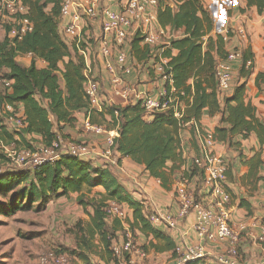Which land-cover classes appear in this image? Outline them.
Segmentation results:
<instances>
[{
    "label": "trees",
    "instance_id": "1",
    "mask_svg": "<svg viewBox=\"0 0 264 264\" xmlns=\"http://www.w3.org/2000/svg\"><path fill=\"white\" fill-rule=\"evenodd\" d=\"M64 1L23 0L28 9L26 16L34 25L33 31L14 45L6 38L0 40V70L9 71L8 76L14 80L11 94L0 90V108L3 104L16 109L18 106L23 107L27 126L20 140L28 148L32 146L27 143L26 134L41 136L43 144L49 146L58 139L55 125L59 130L62 124L72 125L75 113L87 111L92 124L106 126L109 131H118L115 145L123 157L145 166L151 177L159 180L163 187L169 188L174 174L185 162L180 132L187 124H192L193 144L197 146L196 131L201 129L200 122L205 111L211 116L219 113L224 115L223 125L216 128L214 133L217 143L240 147V142H234L236 136L245 140L255 133L260 144L264 145V123L257 117L256 108L245 101V83L236 88L233 96L225 99L223 106L220 102L216 66L219 60L226 58L227 41L222 35L215 38L212 36L214 20L201 0H159V25L162 28L169 27L172 31H183L182 37L170 41L171 49L165 53L170 58L169 66L174 81V91L169 87L167 89L168 98L179 101L183 107L178 109L180 117L175 115L176 103H172L170 109L155 113L152 120H146L147 112L141 101L126 107H105L102 112L90 108V100L85 91L86 63L78 49L71 48L59 30ZM247 3L257 7L260 13L264 12V0H247ZM141 41L139 35L132 41L137 54L141 52L138 48ZM173 51L177 52L175 56ZM29 53L34 57L31 65L25 67L17 61V57ZM146 53L149 54L148 51ZM38 59L43 60L47 67L39 68L36 64ZM249 61L252 64L247 67ZM252 66L253 54L249 50L242 52L240 75L248 77ZM261 78L262 75H259L258 80ZM0 137L5 141H14V137L2 124ZM170 163L172 166H169ZM259 164L254 160L249 163V175L255 176ZM194 173L197 171L194 170ZM228 173L229 169L227 178ZM97 187L104 188L105 193L99 200L92 199L85 204L94 209L90 223L86 228L82 227V222L76 226L83 234L80 239L83 247L92 249L91 239L98 235L114 264L121 263L122 259L113 251V240L124 227L121 221L115 220L110 228L105 212L107 203L115 201L127 205L133 212V219L128 221L129 232L139 230L146 237L152 238L145 249L156 253L172 252L174 258L177 256L178 244L175 239L149 222L144 204L133 197L108 166H95L91 161L73 156H64L34 171L0 174V195L13 193L19 197V201L27 199V205L14 202L10 211L0 210L9 215L14 205H19L16 207L18 210H28L37 200L47 204L51 199L68 198L72 194H81L78 200L84 204L85 189ZM241 207L251 212L250 205L245 201H242ZM56 252L67 255L71 264H74L72 260L75 250ZM125 259L128 260L129 256L126 255Z\"/></svg>",
    "mask_w": 264,
    "mask_h": 264
},
{
    "label": "built area",
    "instance_id": "2",
    "mask_svg": "<svg viewBox=\"0 0 264 264\" xmlns=\"http://www.w3.org/2000/svg\"><path fill=\"white\" fill-rule=\"evenodd\" d=\"M158 5L159 0H127L126 2L89 0L88 5L81 8L86 17L93 19L97 18L98 11L102 8L105 19L102 24L103 34L99 52L105 61L113 91L122 96L136 94L140 97L139 101L142 102L148 117H152L157 112L166 111L171 108L172 103H176L175 115L180 117L178 109L183 105L179 104V101L169 99L167 91L168 87L174 91V81L172 69L169 66L170 58L165 56V53L171 49L170 41L175 39V36L168 34L164 29L155 27ZM71 7L72 3L65 0L61 16V22L64 24L63 36L73 40L71 45L78 49L79 55L86 63L85 91L90 100V108L102 112L105 106L101 98V86L92 76L89 64L91 49L89 46L83 47L78 25L81 16L78 12L73 14ZM27 14L28 9L24 6L23 0H0V28L5 31V38L10 44L14 45L16 41L22 40L33 31L34 25L27 18ZM233 30L228 29L225 33L218 32V34L227 41L229 33ZM236 32L246 38V32L241 27ZM137 35L142 38V42L148 48L150 58L157 63L156 69L159 72L162 87L157 95L141 94L125 80V76L132 72L128 64L127 46ZM24 55L34 57L31 53L20 54L18 57L24 58ZM241 59L242 53L234 50L228 52L225 59L218 61L216 78L219 95L231 90L234 66ZM8 74L9 71L0 70V90L11 94L14 80ZM0 118L2 119L0 124L5 126L6 131L14 137V141L10 143H5L6 141L0 137L1 152L16 170L12 173L34 171L44 164L54 163L67 155L91 162L98 161L110 169L119 165L116 157L118 150L115 145V134L118 131H109L104 126L92 124L89 117L84 122L86 130L97 135L106 134L105 147L95 148L83 142L58 138L49 146L41 145L25 149L19 145L20 136L27 126L25 115L21 110L3 104L0 108ZM196 136L197 155L193 158L190 171L183 172L176 185V212L167 213L154 202L146 203L145 200H139V202L144 204L145 216L155 228L158 229L159 226L164 225L179 236L174 264H198L210 256L215 258L216 264H248L240 260V245L245 238L244 233L247 227L243 224L236 225L233 220L232 194L227 186L229 161L216 152L217 141L214 134L197 129ZM194 170L197 173H194ZM124 205L109 201L105 208L108 219L115 218L122 224H128V221L133 219V215L130 218L133 212L126 205L130 211L127 218ZM193 216L192 231L198 239L196 244L188 243L180 229L181 222ZM257 240L258 243L264 244V224ZM113 251L119 259H122L121 264H138L131 259V255L135 252L132 234L127 233L121 245L113 246ZM138 251L144 255L142 251ZM126 255L129 256L128 260L125 259ZM39 264H71V262L67 255L52 249L40 257ZM257 264H264V259Z\"/></svg>",
    "mask_w": 264,
    "mask_h": 264
},
{
    "label": "crops",
    "instance_id": "3",
    "mask_svg": "<svg viewBox=\"0 0 264 264\" xmlns=\"http://www.w3.org/2000/svg\"><path fill=\"white\" fill-rule=\"evenodd\" d=\"M69 1L72 3L71 12L73 14L78 12L81 16V20L78 22V25L80 27L81 39L83 40V47L87 45L84 41L86 39L85 36H88V39L91 38V41L88 43L93 46V55L90 57L89 64L91 65L92 76L101 83V98L103 105L105 107H126L128 105L136 104L140 99V97H138L136 94L131 93L130 95L126 96L118 95L111 87L110 75L107 73L105 61L99 52L101 36L103 34L102 24L105 19L102 8L99 9L97 18L92 21L84 15L81 8V6H87L89 0ZM126 1L127 0H123V2ZM201 2L214 20L215 28L211 33L214 38L219 35L218 32L225 33L228 29H234L232 32L235 33L236 36H234V38L229 37L225 47L226 51L231 52L237 50L242 53L249 50L253 54V66L251 69V74L248 77H243L240 75L242 59L235 64L231 90L219 95L222 106L224 105L225 99L233 96L236 88L245 83V101L247 103H251L256 108L257 117L262 123H264V12L260 13L257 7L249 6L247 0H201ZM155 27L158 29H164L168 34H173L175 39L183 36L182 30L172 31L169 27L162 28L158 21L156 22ZM240 27L245 30L246 38H243L238 32H236V30ZM63 29L64 24L61 22L59 27L61 35H63ZM4 38L5 31L0 28V40H3ZM132 41H130L129 45L127 46L129 54L128 64L131 66L132 72L125 76V80L128 84L136 87L138 92L141 94L157 95L162 90L159 81V72L156 69L157 63L156 61H153L152 58H150L149 54L146 53V51L149 53V50L142 41L138 46V48L141 49L139 54H137V51L133 49ZM70 47L73 48L72 45H70ZM142 52H144V56ZM176 54L177 52L173 51V55L175 56ZM20 59L24 60V65H22L25 67H29L33 60V58L26 57L25 55L24 58L17 57L18 62ZM36 64L39 68L47 67V64L40 59L36 61ZM251 64V61L247 62V67H250ZM259 75H262L260 80H258ZM103 91L104 93L106 92L108 96H105ZM18 108L24 114L23 107L18 106ZM87 115V111L75 113V122L72 125L62 124V129L60 130L58 126L55 125L57 138L65 139L67 141L76 140L83 143L86 142L96 145L97 148L105 147L106 134L97 135L86 130L84 122L87 118ZM223 116V113L211 116L207 111H205L200 122L202 131L205 133L214 134L216 128L223 125ZM106 118L109 120L108 116H106ZM146 120H152V117L146 116ZM117 137H119L118 132L115 134V138ZM180 137L182 143L181 147L183 159L185 162L183 166L177 170L178 172L174 174L173 181L169 188L163 187V185L159 183V180L151 177L145 166L136 164L130 158L123 157L119 152H117L116 156L119 160V165L112 167L110 170L136 200H145L146 203L154 202L163 211L174 214L177 210V202L175 198L177 179H179L183 172L190 171L193 158L198 152V145L196 146L193 144L192 124H187L184 127V129L180 132ZM25 138L27 143L32 146L31 148H34V146L39 144V146L44 145L42 137L39 135L26 134ZM234 142H240V147H232L230 145L218 142L216 144L215 150L220 155L226 157L229 161L227 186L228 190L232 194L234 223L236 225L243 224L247 227V230L244 233L247 238H244V241L246 242L245 245L242 246L243 253L245 254L247 252H255L256 249H260L261 254L264 253V246L257 245L256 242H258L257 239L261 234V227L264 224V145L260 144L259 138L255 133H252L249 138L245 140L241 136H236L234 138ZM20 143L24 144L21 142V140ZM253 160L260 163L257 167V170L255 171V176L249 175V163ZM92 163L95 166L103 165L98 161H94ZM169 166H172V164L170 163ZM95 189L99 190L96 198L100 199L105 193V190L102 187H97L93 190ZM72 195H77L79 198L81 194ZM63 198L67 197H62V199ZM242 201H245L250 205L251 212H249L246 208L241 207ZM85 210L87 212V218H79L74 226L70 228L71 235L73 237L72 244L74 246L70 252H73L74 250L76 252L75 256L73 257L74 264H114V261L109 257L108 253H106L104 249V246L101 244L98 235H96L94 239H91V242L93 243L92 249H87V247L82 246L80 239L83 234L79 232V229H76L78 228L76 226L79 222H82V227L86 228L88 223L91 221L90 215L94 213L92 206V211H88L87 206H85ZM0 213H2L1 210ZM132 215L133 213L131 214L130 218ZM193 219L194 216L182 221L180 229L182 233L185 234V239L188 243L196 244L198 243V239L192 231ZM122 225L126 230L125 234H132L129 232L128 224ZM158 229L164 231L167 235L175 239L177 244L179 243L180 238L174 231L167 229L164 225L159 226ZM119 232H117V235ZM135 233L137 236H139L140 245H144L145 242H147L146 244H149L152 239L146 237L139 230H137ZM147 252H151L150 255H157L166 260L171 259L168 261L169 264H174L175 262L176 257H173L172 252L156 253L151 249L147 250ZM142 253L144 255H141L139 251H135L131 255V259L137 263L141 262V260L144 259L142 256H147L145 252L142 251ZM211 257L212 256L203 262H207L206 264H214L211 261Z\"/></svg>",
    "mask_w": 264,
    "mask_h": 264
},
{
    "label": "rangeland",
    "instance_id": "4",
    "mask_svg": "<svg viewBox=\"0 0 264 264\" xmlns=\"http://www.w3.org/2000/svg\"><path fill=\"white\" fill-rule=\"evenodd\" d=\"M89 20L93 21L95 19L89 18ZM229 34V37L234 38V36H236V34L232 32ZM85 38L86 39L84 41L87 44L85 47L89 46L91 49V55H93V46L88 43L91 41V38L88 39V36H85ZM65 39L69 45L73 43L72 39L71 42L70 38ZM19 63L24 65V60L20 59ZM61 85L64 86V82L62 80ZM130 86L138 91L136 87H133V85ZM104 94L105 96H108L106 92ZM10 142L11 141H6L5 143ZM19 145L25 149H29L26 143L20 144L19 142ZM86 145L95 148L97 147L96 145L89 143H86ZM7 172H16V170L10 164L7 157L2 154L0 149V174ZM178 180L179 179H177V182ZM98 193L99 190L97 189H85L83 192L85 197L84 204L79 203L77 195H71L70 198L51 199L47 204H43L42 202L40 203V201L37 200L34 204L30 205L28 210H18V208H16L19 207V205H27V199L23 198L19 201V197H15L13 193L0 195V208L5 209L7 212L10 211L14 202H20L19 205H14L15 208L11 214L7 215L6 212L0 213V264H39L40 257L49 250L55 249L70 251L74 247L72 244L73 237L71 235L70 228L74 226L79 218H87L85 204L90 203L92 199L99 200V198H96ZM123 208L125 209L128 218L130 211L126 205H124ZM87 209L88 211H92L90 205L87 206ZM114 221L115 218L108 219V226L110 228L112 227ZM125 232L126 230L123 228L118 235L116 234L113 246L121 245L123 239L126 238ZM131 233L135 251L141 250L147 254V256H142L144 259H142L141 262H138L139 264H169L168 261L171 259L166 260L157 255H150L151 252L148 253L147 249L144 248L145 246L147 247V242H145L144 245H140L139 236H137L134 232ZM244 237L247 238V236ZM244 240L240 245L241 262L257 264L260 260L264 259V253L260 254V249H256L255 252H247L244 254L242 247L246 242ZM256 244L264 246V244L258 242H256ZM211 261L216 264L213 256L211 257ZM72 262H74V260H72ZM200 263L206 264L207 262Z\"/></svg>",
    "mask_w": 264,
    "mask_h": 264
}]
</instances>
